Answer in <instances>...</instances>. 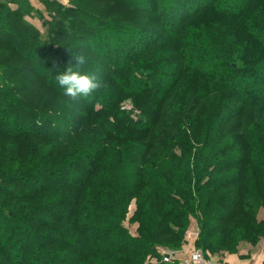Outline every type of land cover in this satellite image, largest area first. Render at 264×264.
<instances>
[{"label": "trees", "instance_id": "trees-1", "mask_svg": "<svg viewBox=\"0 0 264 264\" xmlns=\"http://www.w3.org/2000/svg\"><path fill=\"white\" fill-rule=\"evenodd\" d=\"M43 1L60 17L48 42L25 23L31 4H0V37L23 63L11 70L20 80L12 92L0 91V150L10 139L19 145L13 168L0 159V264H165L157 247L182 242L197 214L207 256L234 253L239 238L264 240V0H182L162 10L160 30L142 27L141 15L90 10L108 1L132 9L131 0ZM84 43L98 47L91 64L107 88L77 109L45 101L46 91L63 94L54 77ZM184 90L207 103L167 116L170 97ZM87 130L96 141L72 158L65 146ZM37 141L57 149L46 154ZM21 146L35 153L26 167ZM133 200L135 236L124 225ZM234 223H243L241 237Z\"/></svg>", "mask_w": 264, "mask_h": 264}, {"label": "rangeland", "instance_id": "rangeland-1", "mask_svg": "<svg viewBox=\"0 0 264 264\" xmlns=\"http://www.w3.org/2000/svg\"><path fill=\"white\" fill-rule=\"evenodd\" d=\"M27 3L31 4V7L33 8V12H29L28 15L25 16L24 20L25 23L28 24L32 29L38 31L41 35V37H43V41L44 42H48L49 41V37H48V32H50V28H51V24L54 20L58 21L60 20V17L57 16L56 14V10L54 9V7H50L47 4H45V2L42 0H40V2L37 3L38 6H33L32 1L36 2V0H25ZM60 1V0H58ZM73 0H61L60 2L63 4V6H69L71 4ZM133 1L131 6H133L132 9H129L127 6H125L123 3H117V4H113L112 1H108L105 2L104 5H101L100 7H94V9H90L91 11H95V10H100L102 8V6H107L108 8L110 7L115 13H119L121 16H125V17H129L131 14L136 15V20H138V16L137 15H141V17H143L145 19V23L142 24V27L146 28L147 30H152V29H159V24H160V13L162 12V10L165 8V6H169L170 9L172 10V12H175L177 10V8L179 7V5L182 3V0H144L145 3H147V1L149 2V5H145L143 3V0H131ZM21 2H23V0H21ZM165 2V4H164ZM168 2V4H167ZM4 3V0H0V4ZM167 4V5H166ZM154 8V9H151ZM31 13V14H30ZM140 13V14H139ZM106 15V14H105ZM106 18V17H104ZM55 21V22H56ZM108 21H112L111 19H109ZM119 24H116L115 22H113L114 25H118L119 27L116 28L119 33H123V37L122 35L120 36L122 39H124V33H126L125 31H121V29H124L123 25H124V21H116ZM18 27V24L16 25ZM16 27V28H17ZM123 27V28H122ZM135 27V26H134ZM160 30V29H159ZM158 30V31H159ZM162 30V29H161ZM93 31H89V32H82L83 36L86 35H92ZM110 34V32H109ZM127 34V33H126ZM132 34H134V32H129V35L132 36ZM12 35V36H11ZM14 33H11L10 36L14 37L16 39V36H13ZM102 36V37H101ZM107 35L105 34H101L100 37L101 38H105ZM93 37V36H92ZM109 38V40H113L114 37L112 35L107 36ZM94 39V37H93ZM96 41H100V42H104L103 40H99V39H94ZM73 45H71V49L73 50L76 46L74 45V43H72ZM7 46L8 49H5L3 46ZM73 46V48H72ZM14 47V45L9 42H6V39H2L0 37V91H5L8 93V91H11L14 89V87H12V84H16L18 83L20 80H18L19 78H10L9 76L11 75V70L13 68H19V66H21L23 63H20V55L18 56L16 53H14L11 49ZM94 49H91L90 45H88V43H84V47L81 48V53H83L86 57H87V63L85 65L82 66L81 71H95L96 68L98 67V63L91 64V59L90 57H92L93 59H96V56H98L99 58H101L98 54V47L94 45ZM89 48V49H88ZM91 49V50H90ZM101 52H107L108 50L106 49H100ZM77 53H80L77 51ZM111 53H108V55H110ZM98 59V58H97ZM97 61V60H96ZM105 63V61H104ZM106 66L109 65L108 63H105ZM26 65H23V67L25 68ZM89 67H94V70H90ZM26 71V70H25ZM24 71V72H25ZM27 75V74H26ZM167 76H162L159 77L155 83L156 87L163 90V88H165L167 86ZM12 87V88H11ZM182 91L177 93H174L169 101L172 104L173 108H175V110L173 111L172 107L169 106L168 109V113L167 116L172 115V116H181L183 115L184 111H186L189 107L192 105L193 106H198L201 103H203V105H205V103H207V100H202L199 97H196V94L194 93H187L185 90L181 93ZM46 97H45V101L51 99V98H57L56 101L58 100H62L63 103V99H65L66 101H69L68 104V108L74 107L77 109L80 108L81 104L78 103L77 101H73L70 97L65 96V95H53L51 92L46 91ZM175 97V98H173ZM32 99V98H31ZM129 102L130 101H126L124 102L122 105L124 106V110L126 109H131V107H129ZM199 104H198V103ZM201 102V103H200ZM36 103V102H33ZM61 107H63V105L61 104ZM55 108V106H54ZM178 108V109H177ZM201 108V107H200ZM53 109V108H51ZM63 109V108H62ZM199 109V108H197ZM56 110V108H55ZM259 111V110H258ZM257 112V111H256ZM171 116V117H172ZM59 115L56 117V119L54 120V124H56L58 122L57 119ZM55 118V117H54ZM90 131L87 130V133L85 135H79L78 136H74L73 135V139L70 142V146H65V147H73L74 149H70V153L73 152L72 158L78 156L79 154H81L83 152V150L79 149L85 146H89L90 144L94 143L96 141V137L92 136L89 134ZM130 134V133H129ZM131 135V134H130ZM18 139H10L7 140L5 142L4 148L5 151L2 153L0 150V159L1 157H3L2 159L5 161V163H11L13 168L14 164V159L18 154V147L19 145H17L16 143H18L17 141ZM16 142V143H15ZM128 145H130V140L127 139V141L125 142H121L120 146L125 148ZM11 146H13L11 148ZM31 146H36L38 147L42 152L44 153H48L51 152L56 148V145L53 143H49V145H45L43 147H40L38 141L36 144H31ZM22 149L24 150L23 152L25 153V155H27V157H23L21 155V159L19 158L18 163L19 164H23L24 166L26 165V163H29L32 158L35 156V153L29 149V152L27 149H25V147L21 146ZM63 147V148H65ZM11 148V149H10ZM15 153V155H12V153ZM131 150V146H128V148L125 150L126 154H128V152ZM74 151H76L74 153ZM71 155H69L68 157L70 158ZM31 163V162H30ZM26 167V166H25ZM137 206L135 205V200L132 201L131 203V207L129 210V214L127 216V221L125 222V228L128 230V233L132 234V235H137L136 231H137V227L139 226L138 223H130V218L135 210ZM196 217L199 219L198 214L196 215ZM196 217L192 218L191 223L188 225L187 227V232L184 234L183 240L182 242H180L178 245L175 246H167V245H160L157 247L158 251H163V252H171V253H179L182 254L183 256H187L188 254H191L192 252L195 253H200L201 255H203L204 259H206L207 263L204 264H234L236 261L234 260H238L240 254H249V257H252V254H259L257 252H259V249H261V246H264V240H260L258 242V245H254L252 243H249L248 241H246V239H242L239 238L237 241H235L233 243L234 245V249L235 252L234 253H228V251L221 249L220 251H217L216 254L213 255H209L207 256V250L204 251V248H199L198 247V240L200 237V229H199V222L197 220ZM258 220L259 221H264V207L259 208L258 210ZM243 223H234L231 225V227L235 230H237V232H234V236L236 237H241V233L242 231H244L243 229ZM191 234H197L198 235V239L191 244V241H193V235L191 236ZM196 236V235H195Z\"/></svg>", "mask_w": 264, "mask_h": 264}, {"label": "clouds", "instance_id": "clouds-1", "mask_svg": "<svg viewBox=\"0 0 264 264\" xmlns=\"http://www.w3.org/2000/svg\"><path fill=\"white\" fill-rule=\"evenodd\" d=\"M74 58V66L70 63L65 71L58 72L54 77L56 85L63 90L65 96L73 101L91 99L96 92L107 88V82L99 74V68L95 71H81L82 66L87 63V57L83 53L74 54ZM35 123L42 126L43 121L37 119Z\"/></svg>", "mask_w": 264, "mask_h": 264}, {"label": "built area", "instance_id": "built-area-1", "mask_svg": "<svg viewBox=\"0 0 264 264\" xmlns=\"http://www.w3.org/2000/svg\"><path fill=\"white\" fill-rule=\"evenodd\" d=\"M192 235H193V239H192L193 241H191V244H193L198 239L197 234H191V236ZM160 255H161V260L165 264H174V263H178V264H204V263H207L206 259H204L203 255H201L200 253H195V252H192L191 254H188L187 256H183L182 254H179L176 252L171 253V252L160 251ZM210 264H212V263H210Z\"/></svg>", "mask_w": 264, "mask_h": 264}, {"label": "crops", "instance_id": "crops-1", "mask_svg": "<svg viewBox=\"0 0 264 264\" xmlns=\"http://www.w3.org/2000/svg\"><path fill=\"white\" fill-rule=\"evenodd\" d=\"M61 1V0H60ZM40 2V0H36V2L32 1L33 6H38L37 3ZM259 254H252V257H249V254H240L238 260L234 264H264V246L260 247Z\"/></svg>", "mask_w": 264, "mask_h": 264}]
</instances>
